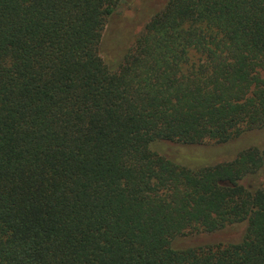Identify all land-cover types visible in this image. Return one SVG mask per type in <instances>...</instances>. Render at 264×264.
I'll return each instance as SVG.
<instances>
[{"label":"trees","instance_id":"16d2710c","mask_svg":"<svg viewBox=\"0 0 264 264\" xmlns=\"http://www.w3.org/2000/svg\"><path fill=\"white\" fill-rule=\"evenodd\" d=\"M123 1L0 0V264H264V146L153 147L264 131V0Z\"/></svg>","mask_w":264,"mask_h":264},{"label":"rangeland","instance_id":"374dc122","mask_svg":"<svg viewBox=\"0 0 264 264\" xmlns=\"http://www.w3.org/2000/svg\"><path fill=\"white\" fill-rule=\"evenodd\" d=\"M147 3L148 0H124L121 7L118 8L116 14L118 20L113 33L116 35H114L116 42L122 48H128L132 44L134 37L151 17L153 11ZM102 57L105 62H109L105 55ZM251 146H264V131H255L250 137L242 138L227 146L207 144L197 147H182L172 143H156L153 147L160 154L177 160L181 165L196 168L231 161L242 149ZM249 182L254 186L258 183L257 179L249 180ZM243 230L244 225H236L221 237L236 239L243 233Z\"/></svg>","mask_w":264,"mask_h":264}]
</instances>
